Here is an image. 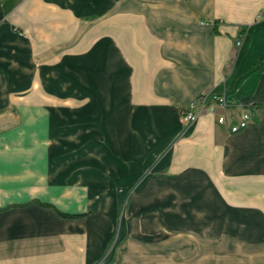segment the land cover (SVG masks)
Wrapping results in <instances>:
<instances>
[{"label": "crops", "instance_id": "0c3cea01", "mask_svg": "<svg viewBox=\"0 0 264 264\" xmlns=\"http://www.w3.org/2000/svg\"><path fill=\"white\" fill-rule=\"evenodd\" d=\"M0 264H264V0H0Z\"/></svg>", "mask_w": 264, "mask_h": 264}, {"label": "built area", "instance_id": "2783aa9c", "mask_svg": "<svg viewBox=\"0 0 264 264\" xmlns=\"http://www.w3.org/2000/svg\"><path fill=\"white\" fill-rule=\"evenodd\" d=\"M211 100L213 101V105L208 106L206 96L199 95L196 97L187 107L180 111L181 122L183 124L192 123L199 115L206 111L214 113L215 105H224L222 95L214 96ZM252 115L253 109L251 106L244 107L237 122L229 125V131L233 133L243 129L250 121ZM217 121L218 123L226 124V119L223 116H218Z\"/></svg>", "mask_w": 264, "mask_h": 264}, {"label": "rangeland", "instance_id": "374dc122", "mask_svg": "<svg viewBox=\"0 0 264 264\" xmlns=\"http://www.w3.org/2000/svg\"><path fill=\"white\" fill-rule=\"evenodd\" d=\"M217 32V31H216ZM240 44V42H236V45H239ZM203 96H206V100L208 101L209 99H208V96H210V98H213L214 96H218V94H211V95H205V94H202ZM25 122V121H24ZM20 124H17L16 125V128H18V127H21V126H23V121H20L19 122ZM49 137V136H48ZM51 138H52V136H51ZM47 140H49V138L47 139ZM86 140L87 139H82L79 143H85L86 142ZM58 143H62V144H64V145H66V147L67 146H69L70 145V143H71V141H70V139H68V138H63L62 140H59V142ZM69 151V150H68Z\"/></svg>", "mask_w": 264, "mask_h": 264}, {"label": "trees", "instance_id": "16d2710c", "mask_svg": "<svg viewBox=\"0 0 264 264\" xmlns=\"http://www.w3.org/2000/svg\"><path fill=\"white\" fill-rule=\"evenodd\" d=\"M215 26H216V22L213 23V30H214V32H216V30H215ZM251 108L253 109L252 106H251ZM57 213H58L60 216L64 217V218H73V217L76 216V215H69V214L61 213V212H58V211H57Z\"/></svg>", "mask_w": 264, "mask_h": 264}]
</instances>
